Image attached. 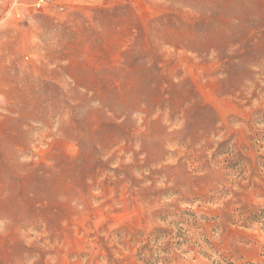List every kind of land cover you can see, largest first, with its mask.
<instances>
[{"label":"rangeland","instance_id":"1","mask_svg":"<svg viewBox=\"0 0 264 264\" xmlns=\"http://www.w3.org/2000/svg\"><path fill=\"white\" fill-rule=\"evenodd\" d=\"M0 0V264H264V0Z\"/></svg>","mask_w":264,"mask_h":264},{"label":"built area","instance_id":"2","mask_svg":"<svg viewBox=\"0 0 264 264\" xmlns=\"http://www.w3.org/2000/svg\"><path fill=\"white\" fill-rule=\"evenodd\" d=\"M41 2H43V0H39L38 4L40 5Z\"/></svg>","mask_w":264,"mask_h":264}]
</instances>
